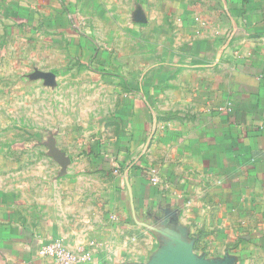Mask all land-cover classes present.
<instances>
[{"label": "crops", "instance_id": "0c3cea01", "mask_svg": "<svg viewBox=\"0 0 264 264\" xmlns=\"http://www.w3.org/2000/svg\"><path fill=\"white\" fill-rule=\"evenodd\" d=\"M75 5L130 30L144 12L159 55L108 74L95 49L86 66ZM5 17L44 37L46 54L58 40L110 76L99 82L113 105L95 138L61 147L65 173L41 187L0 159V264H55L40 255L52 240L90 251L88 264H143L176 238L207 260L264 264V0H12Z\"/></svg>", "mask_w": 264, "mask_h": 264}, {"label": "rangeland", "instance_id": "374dc122", "mask_svg": "<svg viewBox=\"0 0 264 264\" xmlns=\"http://www.w3.org/2000/svg\"><path fill=\"white\" fill-rule=\"evenodd\" d=\"M75 6L71 15L75 17L68 28L82 41L92 42L93 52L86 66L97 68L93 62L95 49L106 53L108 74L115 73L119 65L139 64L143 50L155 56L160 49L153 41L151 23H136L133 30L130 23H98ZM11 9L12 0H0V159L6 161L1 169L23 183L38 180L41 187L50 180L44 177L65 173L55 160L60 158L62 146L77 147L79 135L85 142L91 141L108 121L105 116L113 105L112 89L100 87L99 81L110 76L79 66L72 56L70 59L60 52L62 43L58 40L53 42L54 51L46 54L44 37L5 17L6 10ZM132 52L137 54L131 56ZM35 68L53 72L56 76L52 84L34 75Z\"/></svg>", "mask_w": 264, "mask_h": 264}, {"label": "water", "instance_id": "95a60500", "mask_svg": "<svg viewBox=\"0 0 264 264\" xmlns=\"http://www.w3.org/2000/svg\"><path fill=\"white\" fill-rule=\"evenodd\" d=\"M137 23L146 24L147 20L142 12H139ZM49 84L54 81V74H40ZM62 157V155H59ZM193 242L176 238L172 243L163 246L153 255L148 263L143 264H235V260L227 256L224 260H207L205 257H198L194 253Z\"/></svg>", "mask_w": 264, "mask_h": 264}, {"label": "built area", "instance_id": "2783aa9c", "mask_svg": "<svg viewBox=\"0 0 264 264\" xmlns=\"http://www.w3.org/2000/svg\"><path fill=\"white\" fill-rule=\"evenodd\" d=\"M153 182L158 183L157 171L153 170ZM40 255L51 258L55 264H88L92 253L85 249L69 250L62 240H52L40 247Z\"/></svg>", "mask_w": 264, "mask_h": 264}]
</instances>
